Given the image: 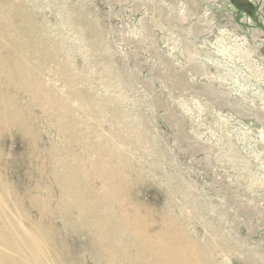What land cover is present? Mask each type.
<instances>
[{
	"label": "rangeland",
	"instance_id": "374dc122",
	"mask_svg": "<svg viewBox=\"0 0 264 264\" xmlns=\"http://www.w3.org/2000/svg\"><path fill=\"white\" fill-rule=\"evenodd\" d=\"M0 20L22 55L0 37L2 72L26 67L34 90L0 77V95L32 121L47 169L0 135L3 207L17 211L3 220L44 243L29 264H108L105 226L119 251L134 229L189 264H264V0H0ZM52 156L82 178L87 220L107 224L63 216Z\"/></svg>",
	"mask_w": 264,
	"mask_h": 264
},
{
	"label": "bare ground",
	"instance_id": "6f19581e",
	"mask_svg": "<svg viewBox=\"0 0 264 264\" xmlns=\"http://www.w3.org/2000/svg\"><path fill=\"white\" fill-rule=\"evenodd\" d=\"M7 30L8 28L6 26H3L0 20V37H4V39L6 40L4 43L6 45L9 44V47L12 44L13 46H15V53L12 52L10 55H12L13 58H15L16 56L22 57V55H17L21 53V47L18 45V43H16V38L10 36ZM2 47L3 46L0 47V52L2 50ZM4 60L3 65L0 62V77L4 78V83L2 82V84H5L6 87H9L8 89L16 91L19 87V83L21 82V88L26 90L29 95H34L33 85L27 78V76L29 77V71L27 70V68L17 67L16 69V67H11L12 69L10 71L12 74L5 75L2 70L4 68L10 67V65L8 62V58L6 61ZM8 98L12 100L9 96L6 98L1 97L0 95V135L5 133L6 130L14 132L21 141H24V146L28 149H26L25 154L30 159L27 158L28 160L26 161V158H24V162L26 163L24 164V166L30 170H34L32 168L37 167V169H40V172L46 171L47 169L44 166V162H42L36 156L37 152L39 150H42L43 148L39 146V143L36 142V139L32 137L31 133H33L34 131H32V121L25 117L24 112L22 111L23 109L14 107L13 103H11ZM52 157L54 158L56 163H60L59 165H61V167L67 169L65 160L60 159L59 156ZM94 166L95 168L93 173L100 176V178L102 179V185L105 186V192H103V197L101 199L106 200L104 198L109 197L110 195L109 178L107 179V176L104 174V172H102L101 163H94ZM56 171V169L53 170V172L52 170L49 171V176L53 179H56L55 185L59 188L60 197L57 198L55 206L62 211L63 216L65 217V215H67L69 211V206L71 205L72 209H75L77 213L84 214L82 218V225L88 227V229H95L94 226L92 227L91 225V220L94 222L107 224V222L109 221L106 222L94 216L95 212L93 211L89 216L90 221L87 220L88 214H86V211L88 210V208L85 205V203H87V199L85 200V198H83L85 186L77 170L67 169L64 175H61ZM90 197L91 196H88V198ZM4 199L5 198L3 196V193L0 191V260L7 261L8 263L23 262L21 264L33 263L34 261H36L33 260L34 257L37 260H40L43 254L40 252L45 250L43 247L44 243L41 242V235L37 234L38 236L36 235V237H34V235H32L28 229H18L15 222H4L3 219L9 218V216H14L17 212L16 209L13 208L14 203L12 204V211L8 210L5 206L3 207ZM29 203L31 205L35 203V200L32 199L31 196L29 199ZM89 205L90 207L91 205L93 206V202L89 203ZM135 223L137 222L135 221ZM105 227V229L107 230H101L100 232L102 233H100V235H102L104 243L108 245V253H110L111 255V253H113L115 250L114 255L108 256V264H189V262L186 261L183 257L182 252L180 250H176L175 248L163 246L161 244L155 245L153 243H151V245H147L150 247H146L144 237H142L141 234L135 231L134 229H131V232H128L129 237H126L130 244H122L125 247L122 251L116 250L112 243H110L111 231L108 230L110 228L108 226ZM100 228L101 227L97 229ZM32 229L36 228L32 227ZM135 229H137V227H135ZM3 232H6V235L3 234ZM26 250L31 253L29 257L25 254ZM118 261H121V263H119Z\"/></svg>",
	"mask_w": 264,
	"mask_h": 264
}]
</instances>
